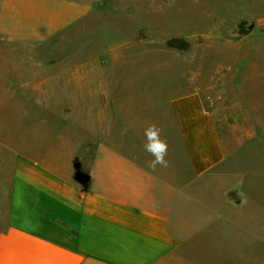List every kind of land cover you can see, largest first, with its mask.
<instances>
[{
	"label": "crops",
	"instance_id": "1",
	"mask_svg": "<svg viewBox=\"0 0 264 264\" xmlns=\"http://www.w3.org/2000/svg\"><path fill=\"white\" fill-rule=\"evenodd\" d=\"M250 8L232 4L235 17L212 18L188 39L203 42L205 57L226 50L230 60L172 99L182 152L168 143L166 166L149 167L146 142L132 147L134 159L97 138L79 161L15 158L12 176L0 177V264H179L190 225L181 214H213V198H224L242 215L264 182V38ZM90 11L82 0H0V42L34 48ZM223 181L229 191L218 195Z\"/></svg>",
	"mask_w": 264,
	"mask_h": 264
},
{
	"label": "rangeland",
	"instance_id": "2",
	"mask_svg": "<svg viewBox=\"0 0 264 264\" xmlns=\"http://www.w3.org/2000/svg\"><path fill=\"white\" fill-rule=\"evenodd\" d=\"M82 1L91 7L86 20L46 43L0 42V177L12 176L18 155L79 161L81 146H94L96 138L138 159L132 147L147 142L140 132L151 125L182 152L172 99L230 60L226 50L205 57L203 42L188 39L212 18L235 17L228 8L243 2L258 13L251 29L264 38V0ZM229 184L216 182L213 191L226 193ZM258 185L242 215L224 198H213V214H181L191 227L181 232L179 264H264V182Z\"/></svg>",
	"mask_w": 264,
	"mask_h": 264
},
{
	"label": "clouds",
	"instance_id": "3",
	"mask_svg": "<svg viewBox=\"0 0 264 264\" xmlns=\"http://www.w3.org/2000/svg\"><path fill=\"white\" fill-rule=\"evenodd\" d=\"M144 135L147 141L144 144V150L154 157L149 167L154 169L157 165L166 166L165 157L168 152V144L166 140L161 138L160 130L155 125H151L145 129Z\"/></svg>",
	"mask_w": 264,
	"mask_h": 264
},
{
	"label": "built area",
	"instance_id": "4",
	"mask_svg": "<svg viewBox=\"0 0 264 264\" xmlns=\"http://www.w3.org/2000/svg\"><path fill=\"white\" fill-rule=\"evenodd\" d=\"M262 27L264 28V22H263V24H262Z\"/></svg>",
	"mask_w": 264,
	"mask_h": 264
}]
</instances>
